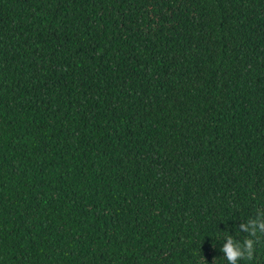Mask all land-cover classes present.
<instances>
[{
  "label": "trees",
  "instance_id": "16d2710c",
  "mask_svg": "<svg viewBox=\"0 0 264 264\" xmlns=\"http://www.w3.org/2000/svg\"><path fill=\"white\" fill-rule=\"evenodd\" d=\"M258 210L264 0H0V264H226Z\"/></svg>",
  "mask_w": 264,
  "mask_h": 264
},
{
  "label": "clouds",
  "instance_id": "9594fccd",
  "mask_svg": "<svg viewBox=\"0 0 264 264\" xmlns=\"http://www.w3.org/2000/svg\"><path fill=\"white\" fill-rule=\"evenodd\" d=\"M257 216L264 217V210H258ZM220 232L224 231L221 230ZM239 232L247 233V237L242 242L234 239L232 234L227 233L219 248L226 264H240L241 261L253 259L258 245V234L264 235V219H250L247 223H241Z\"/></svg>",
  "mask_w": 264,
  "mask_h": 264
}]
</instances>
